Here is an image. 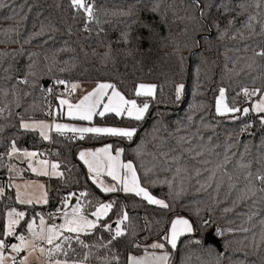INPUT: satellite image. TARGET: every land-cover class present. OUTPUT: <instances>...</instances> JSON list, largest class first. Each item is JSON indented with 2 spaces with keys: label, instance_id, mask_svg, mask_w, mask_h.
Here are the masks:
<instances>
[{
  "label": "trees",
  "instance_id": "trees-1",
  "mask_svg": "<svg viewBox=\"0 0 264 264\" xmlns=\"http://www.w3.org/2000/svg\"><path fill=\"white\" fill-rule=\"evenodd\" d=\"M153 2L155 0H140L139 4L137 0H97L103 31L93 25L94 30L90 33H84L71 19L67 0H14L12 6L27 17L20 23L16 19H5L12 15L11 7L0 9V52L11 54L22 50V54L16 57L5 56L0 64V108L4 109L0 112V153H5L11 141L15 140L19 148L39 151L44 154L43 157L59 162V170L64 173L63 177L47 179L46 206H22L15 202L14 190L7 188L9 161L5 156L0 161V185L6 188L5 196L0 197V232L4 213L10 207L25 211L28 220L38 211H55L69 193L78 195L87 191L89 196L85 203L116 202L107 218L108 222L117 218L121 207L129 214L134 232L114 242L123 264H126L130 252L144 254L143 247L133 248L134 242L147 245L158 240L175 216L189 219L195 230L192 235L180 238L178 251H172L166 245V250L172 252V264H264V224L261 223L264 221V205H252L250 200L233 203L240 195L237 189L243 187L242 184L237 189L230 190L228 187L224 171H232L233 164L218 170L211 180L208 179L210 173L203 170L214 167L216 162L222 160L226 148L229 153H237L233 161L244 152L245 144L255 154L254 146L264 138V130L260 129L255 114L248 117V120L255 121V127L251 129L254 136L240 132L241 124L248 120L233 121L215 115V96L220 87L227 90L226 98L231 103L242 87L253 86V79L257 87L264 83V62L247 67L253 51L264 48L260 17L254 22V31L243 27L249 14L264 13V5L256 7L258 0H231L233 7L239 3L248 5V11L237 15L240 12L237 8L231 14L221 12L218 15L217 10L212 9V18L219 27L209 23L207 30L200 32L201 22L190 18L194 10L188 6L187 0H159V14L142 10L144 6L151 7ZM61 4L63 7H58ZM134 4L133 16L120 14ZM21 5L26 6L21 9ZM233 16L236 22L229 27L228 20ZM41 22L55 25L58 31L45 28L44 35L33 38L32 34L40 30ZM69 24L74 25L71 33L67 31ZM9 29L15 31H7ZM125 32L129 33L128 43L121 38ZM50 36L54 39H50ZM25 40L30 43H25ZM195 41H199V47L195 46ZM109 45L110 58L104 61L101 54L109 51ZM32 61L35 64L31 71L36 73L38 87L33 89L20 85V88L32 94L23 97L21 106L16 107V98L11 95L12 86L18 77L29 71L28 65ZM57 79L67 80L70 84L114 83L130 99L136 98L133 92L138 83L156 84L157 89L155 100H150L149 113L142 122L120 119L112 114L94 118L93 124L98 126L137 128V135L131 141L125 139L122 142L120 138L107 136H89L79 140L58 134L45 141L35 131L20 129L19 115L33 120L50 118L46 113L51 111L53 103L56 105L51 96L63 90L61 85L53 86V80ZM45 83H48L47 87L43 86ZM176 84L185 86L180 101L175 98ZM47 88L53 89L51 95L47 94ZM137 99L142 102L145 98ZM243 101L240 97L239 102ZM188 116L192 117L191 121L187 119ZM205 124L209 126L204 127ZM178 128L179 132L176 131ZM197 130L198 135L193 136ZM171 134L191 137L193 147L210 143L219 155L198 157L197 160L213 161V164L203 165L189 159L185 153L181 161L186 165L187 172L178 173L176 169L180 165L177 164H171L165 171H161L159 166L154 169L152 179L157 183L145 186L152 194L169 203V210L148 205L134 195L102 193L88 179L85 167L76 158V150L80 147L103 144L119 146L124 149L122 159L132 160L143 180L145 169L152 168L163 159L160 153L176 147V139ZM208 137L212 138L211 141ZM187 147L189 144L183 145V148ZM181 151L170 152L169 159ZM153 156H156V160ZM194 167L201 169L200 175L195 174ZM24 177L33 176L24 174ZM162 181L170 182L171 187ZM177 192H180L178 197ZM93 208L89 207L86 211L90 212ZM205 221H208L207 225ZM25 226L26 223L22 221L18 233ZM217 229L220 231L217 238L221 252L216 246L203 243V236ZM103 236L105 240L109 239L108 233H103ZM87 239L91 242L95 237ZM98 255L103 256L104 250L101 249ZM91 264H98V261L93 259Z\"/></svg>",
  "mask_w": 264,
  "mask_h": 264
},
{
  "label": "snow or ice",
  "instance_id": "snow-or-ice-1",
  "mask_svg": "<svg viewBox=\"0 0 264 264\" xmlns=\"http://www.w3.org/2000/svg\"><path fill=\"white\" fill-rule=\"evenodd\" d=\"M14 0H0V9H7L11 7L12 15L5 17V19H16L18 23L27 17L22 15L21 11H18L12 6ZM68 7L70 9L71 19L77 22V26L84 33H90L94 30L93 25L96 26L99 31H103L100 27L102 21L100 19L101 9L97 3V0H67ZM140 0H137V4ZM188 6L194 10V14L190 17L193 20L201 22L200 32H204L208 28V24H212L219 27L217 21L213 19L212 9L217 10L219 15L221 12L229 13L240 9L237 15L248 11V5L244 3L236 4L232 6L231 0H187ZM264 5V0H258L256 7ZM26 5H21L23 9ZM63 7V5H58ZM171 7V5H169ZM136 4L129 8L126 12H121V15L133 16ZM144 11L150 13L159 14L160 3L159 0H155L151 7L144 6ZM29 11L31 9L29 8ZM260 17V31L264 33V13H257L256 15L249 14L246 22L243 24L244 28L249 31L255 30V21ZM139 23V21H136ZM236 17L228 20V26H234ZM73 24H69L67 31L71 33ZM147 27V25H144ZM45 28H50L52 32L58 31L55 25L44 24L41 22L40 30L33 33L32 37H38L45 34ZM7 31H15L9 29ZM243 36V33H240ZM50 39L54 37L50 36ZM122 40L125 43L129 42V33L122 34ZM13 43L17 41H11ZM25 43H30L29 40H25ZM195 46L199 47V41H195ZM109 51L101 54V58L107 61L110 58L111 45L108 46ZM22 54L21 51H14L9 54L6 52H0V64L4 62V57L12 55L16 57ZM96 53H94L95 55ZM250 63L247 67L252 68L258 62H264V48L259 51H253L252 56L249 58ZM35 61H32L28 67L29 71L23 76L16 79L11 89V95L16 98V107H20V101L23 97L29 96L32 93L24 91L20 88V85L29 86L33 89L38 85L35 81L36 73L31 71ZM7 71V70H5ZM30 77L32 78L30 80ZM12 79V77H9ZM57 85H64L67 91V97L62 93L57 96V108L55 110L56 115H64V108L66 106V115L68 118L76 121L87 122L89 126H76L74 124L59 123L55 121V118L51 122L44 120H33L31 117L25 119L23 115H19V127L25 131H37L39 130L40 137L47 141L50 139L49 133L55 132L62 137H68L69 139L84 140L86 137H117L120 139H127L131 141L134 136L137 135V128L135 127H113V126H95L93 120L95 117L104 118L107 114H114L115 117L137 122H142L146 119V115L150 110V100H155L156 96V84L138 83L135 85L133 92L134 97L130 99L122 93L114 83L110 82H97L96 86L85 95L81 96L78 100L73 102L70 98L79 89L78 83H71L70 85L62 80L57 79L55 81ZM183 84H176L175 86V98L176 101H180L181 94L184 90ZM226 89L220 87L218 95L215 96V115L217 117L229 118L233 121L248 120L250 114H255L256 120L259 122L261 130H264V83L261 86H255V79H253V86H244L240 92L232 98L231 103L227 101ZM48 95L53 93L52 88H47ZM8 95V92L4 93ZM243 97L245 102H249V107L240 106V97ZM137 98H145L142 102H138ZM35 109V105H33ZM4 109L0 108V112ZM48 116H53L52 111L46 113ZM187 119L191 121L192 117L188 116ZM204 127L209 125L205 124ZM255 127V121L248 120L246 123H242L240 127L241 133H247L254 136L255 133L251 131ZM177 132L180 131L178 128ZM193 133L192 135H198ZM71 133V136L68 134ZM175 137V134H171ZM176 139V147L170 148L167 152H161L160 156L163 158L158 164H154L152 168L145 169V175L142 178L138 175V170L132 160H123L122 155L124 149L121 147H113L112 144H105L103 147L96 149H84L79 152V160L83 162L87 168L88 179L102 192V193H117L123 192L126 195H134L141 198L148 205L157 206L163 210L171 209V205L164 199L158 198L149 190L146 184L155 185L156 180L152 179V175L155 174L154 169L160 167L161 171L167 170L171 164L180 165L176 171L187 172V167L181 161V156L187 153L188 158L203 165L213 164L212 160L203 159L197 160L198 157H202L205 154L209 156L219 155L215 153L214 147L210 143H201L198 146L193 147L191 145V137L178 136ZM211 137L208 140L211 141ZM166 143V142H162ZM239 143V140H237ZM184 144H189V147L183 148ZM230 147V145H229ZM256 151L252 153V149L248 144L244 145V152L239 154V159L233 161V157L237 153H229L226 148L223 159L216 162L212 168H204V171L210 173L208 179L211 180L218 170H224L229 164H233L232 171H224V175L228 180V187L230 190L237 189L239 184H242V188H238L240 195L237 201L233 203H240L251 201L252 205L261 204L264 205V138L261 139L259 145L254 146ZM177 149L182 151L177 155H172L169 159L170 152H177ZM7 157L9 161L16 159L27 163V168L31 170L37 176H56L63 177L64 173L60 171L61 164L55 161H49L43 153L38 151H30L27 149H21L17 146L15 140L11 141L8 146V150L5 153H0V161H3L4 157ZM249 157H251L249 159ZM156 160V156H153ZM7 170L10 174L7 188L15 190V202L20 205H33L35 204H47V192L44 191L45 186L43 184H34V182H25L24 184L14 183L15 176L20 174V169L12 163L7 165ZM196 175L201 174V169L193 168ZM105 178H110L111 184L105 182ZM162 183H169L168 181H162ZM203 188L204 185H201ZM39 189L40 194L37 196L34 190ZM6 194V188L0 185V197H4ZM180 192L176 193L178 197ZM89 193L82 191L78 195L75 193H69L62 199L61 208L56 209L55 214H49L48 219L55 220L56 215L60 216L62 223L56 224L46 223L44 215L36 213L39 217V224L36 220H26V212L18 211L15 207H10L4 213V221L2 225V232H0V264H29V257L36 252L45 258L44 264H91L93 259L98 261V264H123L120 254L114 248V242L121 238H125L127 235L134 232V228L131 225V220L127 211L121 207L120 211L116 214V219L112 222H108L107 218L110 213L113 212L115 201L102 202V201H87L85 203ZM75 197L76 203L69 208V201ZM94 207V210L90 213L86 211L87 208ZM251 219V217H249ZM24 221L27 226L28 235L17 234L18 226H21V222ZM207 225L208 221L204 222ZM264 224V221H261ZM114 225V226H113ZM131 229V232H130ZM195 230L194 225L190 223L189 219L183 216H176L170 221V227L164 231L158 240L153 241L151 244L140 245L133 243V248L139 249L143 247L145 249L144 255L137 256L133 253H129L126 258V264H172V252L166 250V245L170 246L172 251H178V241L182 236L190 234ZM103 233L109 234V239L105 240ZM15 237L19 243L9 244L8 238ZM95 237L94 240L89 242L87 238ZM199 243V241H196ZM103 249L104 255H98V252ZM148 249L153 251L149 252ZM159 250V251H156ZM27 252V255L21 256L17 259V256L22 252ZM15 254V255H14Z\"/></svg>",
  "mask_w": 264,
  "mask_h": 264
},
{
  "label": "rangeland",
  "instance_id": "rangeland-1",
  "mask_svg": "<svg viewBox=\"0 0 264 264\" xmlns=\"http://www.w3.org/2000/svg\"><path fill=\"white\" fill-rule=\"evenodd\" d=\"M241 98L243 99V97L241 96ZM240 106L241 107H249L250 106V103L249 102H245V101H243V102H241L240 103ZM125 139H120V141H124ZM48 141V140H47ZM46 159H48L49 161H52V160H50L49 158H46ZM14 160H16V159H14ZM18 161V160H17ZM22 164H23V166H21V167H18L19 169H20V174L19 175H21L22 177H23V175L22 174H27V175H32L33 177H34V179L32 178L31 180H29V179H23V180H20L19 178H18V176H15V179L13 180L14 181V183H19V184H24L25 182H34V184H43L44 186H45V188H44V191H46L47 192V189H46V179L48 178V179H53V178H58V177H56V176H37L36 174H34L33 172H31V170H29L28 168H27V163L26 162H22ZM11 175H14V174H11ZM46 178V179H45ZM90 180V179H89ZM14 190V189H13ZM30 190H34L35 191V194L38 196L39 194H40V191L41 190H39V189H36V188H33V189H30ZM14 196H15V190H14ZM74 203V202H73ZM76 203V202H75ZM75 203L74 204H71L70 202H69V208L67 209V210H71V207L72 206H74L75 205ZM20 205V204H19ZM47 204H33V205H22V206H28V207H30V206H46ZM58 208H61L62 209V211L64 210L63 209V206H62V204L60 203V205H59V207ZM18 211H20L19 209H17ZM94 210V208L93 209H91V211H93ZM90 211V212H91ZM89 212V213H90ZM35 213V212H34ZM36 213H41V211H38V212H36ZM56 213V210L54 211V214ZM42 215H44V217H45V219H46V223H48L47 221H48V219L46 218V216H45V214H44V212L43 213H41ZM176 217V216H175ZM175 217H172L171 219H170V221L172 220V219H174ZM184 218H186V217H184ZM33 219H35L36 220V223H37V225L39 224V217H37L36 216V214L35 215H31L30 217H29V221L30 220H33ZM190 221V220H189ZM50 222L51 223H56V224H59V223H62V220L60 219V216L59 215H56V218H55V220H50ZM191 223V222H190ZM168 227H170V222H169V225H168ZM215 233L217 234V237H219V235H220V231L217 229L216 231H215ZM17 234H23V235H25V236H27L28 235V233H27V226H25V228H24V230L22 231V232H20V233H18L17 232ZM193 234V232L192 233H190V234H186L185 236H190V235H192ZM185 236H182V237H185ZM181 237V238H182ZM180 240V239H179ZM8 242H9V244H12V243H19V241H17L16 239H15V237L13 236V237H10V238H8ZM178 243H179V241H178ZM170 247V246H169ZM15 255V254H14ZM20 256H23V255H27V252H24V251H22L20 254H19ZM19 255L17 256V259H18V257H19ZM44 262H45V258L44 257H42L40 254H39V252H36V253H33L30 257H29V264H44Z\"/></svg>",
  "mask_w": 264,
  "mask_h": 264
},
{
  "label": "crops",
  "instance_id": "crops-1",
  "mask_svg": "<svg viewBox=\"0 0 264 264\" xmlns=\"http://www.w3.org/2000/svg\"><path fill=\"white\" fill-rule=\"evenodd\" d=\"M79 85H80V87H79V89L77 90V92L74 94V95H72L71 97H68V98H70L73 102H75L76 100H78L81 96H83V95H85L87 92H89V91H91L95 86H96V84L97 83H78ZM62 92L61 93H59L58 94V96L59 95H61L62 93L67 97V95H66V88L64 87L63 88V86H62ZM57 105H58V102L56 101V105H55V110H56V108H57ZM55 110H54V112H53V116H51L50 118H48V119H46V120H44V121H47V122H51L52 120H53V118H55V121L56 122H59V123H68V124H74V125H76V126H89L88 125V123L87 122H83V121H76V120H72V119H70V118H68L67 117V115H66V106H65V108H64V112H65V114L64 115H56V112H55ZM107 115H109V114H107ZM112 115H114V114H112ZM115 116V115H114ZM95 126H98V125H95ZM35 132H37L38 134H39V130H37V131H35ZM54 134H56L55 132H51V133H49V135H50V139H51V137H52V135H54ZM69 135H72L71 133H69ZM112 138H117V137H112ZM49 139V140H50ZM48 140V141H49ZM105 144H103V145H100V146H96V147H80V148H78L77 150H76V158L79 160V152L80 151H82V150H84V149H96V148H100V147H103ZM114 148L115 147H119V146H113ZM30 151H33V150H30ZM39 152V151H38ZM41 153V152H40ZM41 158H45V157H41ZM8 161H9V159H8ZM80 161V160H79ZM82 164H83V162L82 161H80ZM9 163H12V164H15L17 167H21V166H23V164H22V161L21 160H11V161H9L8 162V164ZM83 166H84V164H83ZM85 167V166H84ZM85 169H86V171H87V168L85 167ZM88 173V172H87ZM11 174L8 172V180H9V176H10ZM23 175V177L21 176V175H19L18 176V178L20 179V180H23V179H29V180H31L32 178L34 179V177H32V178H27V177H24V174H22ZM46 179V178H45ZM48 179V178H47ZM46 179V180H47ZM91 181V180H90ZM14 182V181H13ZM92 182V181H91ZM105 182L106 183H108V184H111L112 183V181L110 180V178H105ZM46 183V182H45ZM7 184H8V182H7ZM123 193V192H122ZM71 204H74L75 202H76V200H75V197H73V199L72 200H70L69 201ZM74 202V203H73ZM159 251V250H158ZM149 252H151V251H149ZM142 255H144V254H141V255H137V256H142Z\"/></svg>",
  "mask_w": 264,
  "mask_h": 264
},
{
  "label": "water",
  "instance_id": "water-1",
  "mask_svg": "<svg viewBox=\"0 0 264 264\" xmlns=\"http://www.w3.org/2000/svg\"><path fill=\"white\" fill-rule=\"evenodd\" d=\"M43 86L44 87H47L48 86V83H45ZM203 243L205 245L212 244V245H214V246L217 247V249L219 250V252H221L220 242H219L218 238L215 236L214 230H210L209 232H207L203 236Z\"/></svg>",
  "mask_w": 264,
  "mask_h": 264
},
{
  "label": "built area",
  "instance_id": "built-area-1",
  "mask_svg": "<svg viewBox=\"0 0 264 264\" xmlns=\"http://www.w3.org/2000/svg\"><path fill=\"white\" fill-rule=\"evenodd\" d=\"M55 81L56 80H53V86H58L57 84H55ZM64 81H66L69 85H70V83L67 81V80H64ZM61 86H63V88L65 87L64 85H61ZM66 95H67V91H66ZM58 95L57 94H55V93H53V95L51 96V99L53 100V101H57V99H56V97H57ZM55 103H53L52 105H51V111L52 112H54V110H55V105H54ZM60 203H61V201H60ZM54 214V211H50V210H48V209H46L45 210V216H46V218L48 219V217H49V214ZM48 224H51V222H50V219H48ZM215 236L217 237V234L215 233ZM21 256L19 255V257H18V259L20 258Z\"/></svg>",
  "mask_w": 264,
  "mask_h": 264
}]
</instances>
